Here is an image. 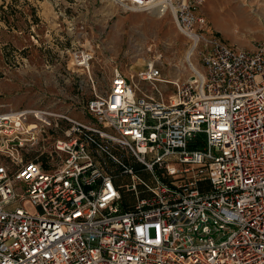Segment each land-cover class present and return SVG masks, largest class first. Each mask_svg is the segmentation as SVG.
<instances>
[{
	"label": "built area",
	"instance_id": "obj_1",
	"mask_svg": "<svg viewBox=\"0 0 264 264\" xmlns=\"http://www.w3.org/2000/svg\"><path fill=\"white\" fill-rule=\"evenodd\" d=\"M112 1L168 11L188 72L114 65L97 91L78 50L92 123L0 111V264H264V42H223L203 0Z\"/></svg>",
	"mask_w": 264,
	"mask_h": 264
},
{
	"label": "rangeland",
	"instance_id": "obj_2",
	"mask_svg": "<svg viewBox=\"0 0 264 264\" xmlns=\"http://www.w3.org/2000/svg\"><path fill=\"white\" fill-rule=\"evenodd\" d=\"M198 9L229 46L252 49L264 42L263 0H203ZM188 46L168 11L160 17L125 11L111 0H0V111L67 110L92 123L81 109L90 87L85 71L73 65V52H91L89 73L101 91L114 65L135 80L152 60L161 76L184 78ZM224 238L218 233L214 240Z\"/></svg>",
	"mask_w": 264,
	"mask_h": 264
},
{
	"label": "bare ground",
	"instance_id": "obj_3",
	"mask_svg": "<svg viewBox=\"0 0 264 264\" xmlns=\"http://www.w3.org/2000/svg\"><path fill=\"white\" fill-rule=\"evenodd\" d=\"M112 1V0H111ZM154 12L158 17H160L161 15H162V13H164L165 12V10H163V11H159V9H150V10H147V12ZM90 47V46H89ZM188 52V50L185 52V53H187ZM81 53L83 54V51H81ZM187 73V72H186Z\"/></svg>",
	"mask_w": 264,
	"mask_h": 264
},
{
	"label": "crops",
	"instance_id": "obj_4",
	"mask_svg": "<svg viewBox=\"0 0 264 264\" xmlns=\"http://www.w3.org/2000/svg\"><path fill=\"white\" fill-rule=\"evenodd\" d=\"M126 73H127V71H126Z\"/></svg>",
	"mask_w": 264,
	"mask_h": 264
}]
</instances>
